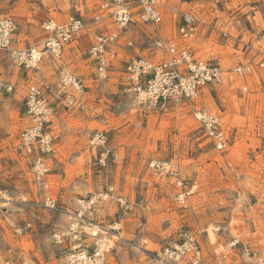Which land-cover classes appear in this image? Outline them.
Returning a JSON list of instances; mask_svg holds the SVG:
<instances>
[{
  "label": "rangeland",
  "instance_id": "obj_1",
  "mask_svg": "<svg viewBox=\"0 0 264 264\" xmlns=\"http://www.w3.org/2000/svg\"><path fill=\"white\" fill-rule=\"evenodd\" d=\"M156 1L159 24L140 22L134 9L131 22L118 29L99 0H0V16L16 26L9 50H0V78L12 88L0 91V264H64L66 252L51 234L68 225L77 199L91 196L97 200L90 218L110 240L106 264H190V253L174 262L164 252L188 242L200 249L198 264H264V69L246 78V93L232 72L262 58L264 0ZM168 7L196 16L191 51L223 70L222 83L202 88L196 100L197 108L220 118L229 140L223 151L188 106H143L127 89L128 62H159L168 44L182 43ZM71 17L83 28L61 60L44 54L37 69L17 65L13 52L42 49L44 21ZM112 32L117 39L107 46L109 66L99 76L89 48L95 35ZM63 71L82 80L81 94L62 88ZM31 85L53 108L47 131L55 152L39 184L18 141L28 125ZM96 132L106 141L92 151ZM153 160L170 162L173 173L155 174Z\"/></svg>",
  "mask_w": 264,
  "mask_h": 264
},
{
  "label": "built area",
  "instance_id": "obj_2",
  "mask_svg": "<svg viewBox=\"0 0 264 264\" xmlns=\"http://www.w3.org/2000/svg\"><path fill=\"white\" fill-rule=\"evenodd\" d=\"M182 2L183 0H175ZM99 9L108 12L114 23L120 28H125L131 22L132 10L137 9V18L142 23L159 24L161 14L158 11L156 0H99ZM168 13L177 18L176 33L181 44H168L164 48V58L159 62L144 57H138L124 66L125 81L129 92H132L138 104L149 107L164 106L174 103L188 106L194 120L200 125L205 136L213 143L218 151L228 147V137L221 127L220 118L212 112L197 108L196 100L200 90L208 85H219L223 81V70L218 64L203 61L197 58L190 48L198 36V20L193 13L180 11L176 7H168ZM82 21L71 17L63 22L44 21L41 29L45 39L41 50L28 48L13 52L19 67L37 69L43 55L48 54L54 60H61L63 50L82 30ZM16 30L11 18L0 16V50H9L12 36ZM117 39L115 32L97 34L93 37L89 48V56L95 62V71L102 76L107 71L109 59L107 46ZM264 69V53L259 61L252 65L246 63L237 65L232 72L243 80L241 91L246 93L248 85L246 78L254 69ZM63 89L81 94L84 90L82 80L70 73L63 71L60 77ZM0 78V91H11ZM264 92V85L261 86ZM53 108L46 102L42 90L31 85L28 88L25 103V115L28 119L27 127L19 136V149L25 156L32 158V174L34 181L40 183L48 173L46 158L54 154L51 135L47 128ZM105 136L100 132L91 135L89 147L92 151L101 149L105 145ZM151 171L160 176L171 172L172 164L167 161L153 160L149 164ZM177 180L176 184L181 185ZM187 192L181 189L177 200L183 204ZM4 192L0 189V199H5ZM97 198L94 196L76 200V208L71 213V220L61 230H54L51 240L55 245L66 252L64 264H106L105 253L110 246V240L101 228L92 222L90 216L95 208ZM45 206L54 207L51 198H45ZM166 257L174 262H179L183 256L190 253V264H198L200 249L193 242L183 244L178 248L164 250Z\"/></svg>",
  "mask_w": 264,
  "mask_h": 264
}]
</instances>
